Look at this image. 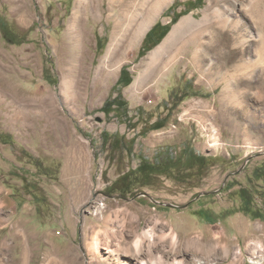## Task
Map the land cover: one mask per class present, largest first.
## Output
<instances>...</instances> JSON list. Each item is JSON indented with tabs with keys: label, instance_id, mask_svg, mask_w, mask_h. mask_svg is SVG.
Segmentation results:
<instances>
[{
	"label": "rangeland",
	"instance_id": "1",
	"mask_svg": "<svg viewBox=\"0 0 264 264\" xmlns=\"http://www.w3.org/2000/svg\"><path fill=\"white\" fill-rule=\"evenodd\" d=\"M113 1L88 8L75 36L77 0H0V264H128L137 259L138 238L156 256L171 249L161 239L171 228L179 237L175 247L190 254L168 255L165 264L177 257L184 264H264V64L241 76L243 85L231 86L217 76L202 80L191 55L177 56L160 77L146 71L148 55L207 5L203 0L186 12L184 4L195 0H173L150 27L170 26L166 37L160 42L156 31L141 56L146 33L113 77L97 79L115 26ZM243 21L255 30L253 19ZM256 46L249 39L253 57ZM78 51L79 69L88 68L90 77L87 85L78 79L69 104L62 81ZM123 69L130 84L114 89ZM140 74L145 81L134 94L130 87ZM120 93L127 107L104 112ZM114 134L125 146L135 138L131 153L113 151ZM185 145L205 157L200 171L168 170L149 185L135 173L124 192L109 191L139 166L140 152L152 161L159 149L171 146L177 155ZM147 231L155 237H145Z\"/></svg>",
	"mask_w": 264,
	"mask_h": 264
},
{
	"label": "bare ground",
	"instance_id": "2",
	"mask_svg": "<svg viewBox=\"0 0 264 264\" xmlns=\"http://www.w3.org/2000/svg\"><path fill=\"white\" fill-rule=\"evenodd\" d=\"M99 1L77 0L76 12L70 24L71 32L75 36L79 35L81 31V23L86 18L84 13L91 6H98ZM172 1L117 0L118 10L113 14L114 30L105 54L100 58L95 69V78L109 80L113 77L148 33L156 17ZM237 6H240L238 11L236 10ZM243 16L253 19L255 30L243 21ZM206 34H211L212 37L205 40ZM249 39L257 42L254 57L248 52ZM187 45L189 47H186ZM180 54L185 57L191 55V61L200 71L202 80L217 76L216 78L220 82H225L227 85H243L241 76L248 74L247 72L253 67L264 64V0H207L206 8L202 10L200 18L195 17L194 14L183 18L168 34L164 42L148 55L146 71L153 69L157 73L156 77H160L175 64V60ZM79 55L78 51L67 69V76L62 81L63 92L69 104H73L78 93L80 87L78 79L80 78L81 85H87L90 77L88 68L79 69L81 61ZM211 56L215 57L216 62L211 60L207 63ZM153 76L151 77L153 78ZM144 81V74L138 75L130 87L131 91L134 94L139 93ZM229 95L235 99L238 92L233 91ZM204 127L210 128L206 124ZM145 237L152 239L155 236L153 232L147 231ZM165 238L167 240L165 242L169 243L172 248L162 251L158 247L161 252L160 256L150 253L148 249H142L140 246L142 241L138 238L134 243V249L138 252L137 259H133L134 262H128V264H149L144 260L147 258L151 262L150 264H165L164 260L168 255L184 257L190 254V251L181 250L180 245L175 247L179 244L177 243L179 237L173 228L169 233L162 234L161 239ZM92 250L94 254L100 253V245L97 240H94ZM143 250L145 253H141ZM172 252L175 253L171 254ZM179 257L174 259L175 264H184L181 259L179 260ZM141 258H143L142 262L139 261ZM116 264H122L121 260Z\"/></svg>",
	"mask_w": 264,
	"mask_h": 264
},
{
	"label": "trees",
	"instance_id": "3",
	"mask_svg": "<svg viewBox=\"0 0 264 264\" xmlns=\"http://www.w3.org/2000/svg\"><path fill=\"white\" fill-rule=\"evenodd\" d=\"M203 0H195V1H188L184 5L186 7V12L191 11L192 9L195 8V4H200ZM180 4H177L173 8L175 9L176 7H179ZM173 22L177 21V16L175 15L173 17ZM156 31H160V34L158 35L160 42L166 37V35L170 31V26L163 25L162 23H157L153 29L146 35V38L144 40V45L143 48L140 52V55L143 56L147 51H149L150 45H151V40L153 35L155 34ZM159 43H155V45H158ZM126 70L123 69L121 73V77L119 78L117 85L114 87L119 86H128L130 84V80H126ZM121 105H125L127 107V103L121 96V93L119 96L113 100H108L104 107L103 111L106 112L107 114L111 113L110 109L113 107H120ZM163 126H155V129H160ZM107 134H103V147L108 143V139L106 140L105 137ZM112 143L111 146L113 147L112 149H115L113 151H118L119 153L123 154L125 152L131 153L132 148L134 146V141L135 138L132 140L130 146H125L123 138H121L118 134H114L111 137ZM120 145L118 148H115V145ZM176 149L168 146L167 148L164 149H159L155 155L153 160L151 161L148 156H144L139 153V161L140 164L135 170H129L127 173L122 174L116 180V182L113 184V186L110 188L109 191H122L124 192L126 187H123L126 185V183H129L131 180L132 176L140 175L141 179L143 181V185H149L150 180L154 174L160 175L166 173V171L170 170L171 173L174 171H178V175L182 174V169L186 168L187 170H199L205 167V157L198 154L195 148H193L191 145H185L180 149V152H178L177 155H175ZM177 153V152H176ZM163 169V170H162ZM164 171V172H160Z\"/></svg>",
	"mask_w": 264,
	"mask_h": 264
},
{
	"label": "water",
	"instance_id": "4",
	"mask_svg": "<svg viewBox=\"0 0 264 264\" xmlns=\"http://www.w3.org/2000/svg\"><path fill=\"white\" fill-rule=\"evenodd\" d=\"M151 29L152 28H150V30L148 31V33L151 31ZM147 33V34H148ZM253 157H251V158H249L248 160H246V162H245V165L243 166V168L242 169H244L245 167H246V165L249 163V161L252 159ZM240 171H242V170H240ZM239 171V172H240ZM229 178V176L226 178V179H228ZM101 194V192L99 193H96L95 195H94V198H93V201L94 200H96V198L98 197V195H100ZM147 194L146 193H142V194H139L137 197H142V196H146ZM204 195H206V193H202V194H199V196L197 197V198H200L201 196H204Z\"/></svg>",
	"mask_w": 264,
	"mask_h": 264
}]
</instances>
